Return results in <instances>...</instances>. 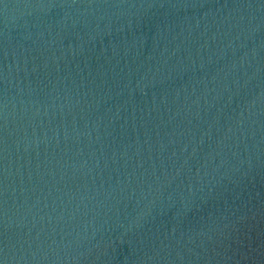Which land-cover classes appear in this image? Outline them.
<instances>
[{"label":"water","instance_id":"95a60500","mask_svg":"<svg viewBox=\"0 0 264 264\" xmlns=\"http://www.w3.org/2000/svg\"><path fill=\"white\" fill-rule=\"evenodd\" d=\"M0 264H264V0H0Z\"/></svg>","mask_w":264,"mask_h":264}]
</instances>
